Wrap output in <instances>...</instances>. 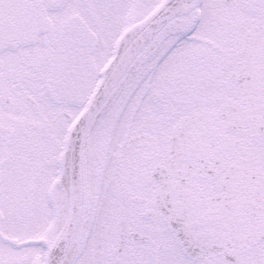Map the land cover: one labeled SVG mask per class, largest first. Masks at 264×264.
I'll return each instance as SVG.
<instances>
[{
	"label": "snow or ice",
	"instance_id": "1",
	"mask_svg": "<svg viewBox=\"0 0 264 264\" xmlns=\"http://www.w3.org/2000/svg\"><path fill=\"white\" fill-rule=\"evenodd\" d=\"M0 264H264V0H0Z\"/></svg>",
	"mask_w": 264,
	"mask_h": 264
}]
</instances>
